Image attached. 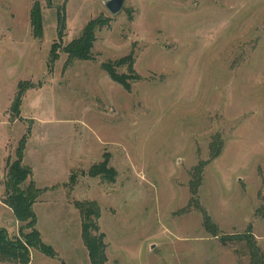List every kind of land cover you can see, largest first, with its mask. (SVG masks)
Masks as SVG:
<instances>
[{
    "label": "rangeland",
    "instance_id": "374dc122",
    "mask_svg": "<svg viewBox=\"0 0 264 264\" xmlns=\"http://www.w3.org/2000/svg\"><path fill=\"white\" fill-rule=\"evenodd\" d=\"M37 2L34 37L33 0H0V199L25 137L36 228L55 252L30 248L32 264H90L75 207L86 200L99 205L107 264H248L244 241L219 240L247 229L264 252V0H124L116 14L104 0ZM99 15L110 20L92 58L68 59ZM130 50L140 78L126 90L100 63ZM104 157L110 181L88 174ZM1 200L0 228L13 219ZM22 223L5 227L11 242L25 240Z\"/></svg>",
    "mask_w": 264,
    "mask_h": 264
},
{
    "label": "trees",
    "instance_id": "16d2710c",
    "mask_svg": "<svg viewBox=\"0 0 264 264\" xmlns=\"http://www.w3.org/2000/svg\"><path fill=\"white\" fill-rule=\"evenodd\" d=\"M29 24H31L32 35L38 37L42 32V17L41 8L37 0H33L30 7ZM63 18V17H62ZM61 18V19H62ZM64 20V19H63ZM110 17L99 15L95 18H90L86 22L79 35L75 36L64 46V52L68 55V59H91L90 49L95 40L94 30L96 28H102L109 24ZM62 23V22H61ZM134 53L130 50L127 54L116 59H107L100 63V67L104 70L109 77L124 89H131V82L139 80L140 75L133 69ZM120 68L126 70L119 71ZM22 82H18L17 91L11 102V107L18 108L19 102L23 95V89L21 88ZM25 137H23L16 147L15 159L8 163L6 178L4 183V196L3 202L11 209L13 215L19 222H23L20 225V230L26 228L29 232L23 233V242H11L8 238L5 227L0 228V258L12 259L21 264H30V248H39L43 253L48 256H54L55 252L51 245L44 244L41 241L40 232L36 228L37 217L33 211V203L36 201L37 195L40 193V189L36 186L31 176V167L22 163ZM217 152L210 155V158L216 156ZM203 168V162L198 164L195 169L197 170L195 176L190 179L189 191L193 196H196L197 188L201 184V172ZM88 174L90 176L101 175L106 180L110 181L114 178L116 170L114 167L109 166L108 159L103 158L101 161L94 163L89 169ZM28 179L27 185L21 187V184ZM75 207L80 213V228L83 244H85L90 264H107L105 257V251L107 243H105V233L99 228L98 218L100 217L99 205L96 201H79L75 203ZM203 225L209 230V232L216 236L217 227L208 215L204 216ZM219 240L222 243H227L228 240L244 241L246 246V252L249 258L248 264H264V252L259 247L256 239L253 237L250 229L244 232L236 234H225L219 236Z\"/></svg>",
    "mask_w": 264,
    "mask_h": 264
},
{
    "label": "water",
    "instance_id": "95a60500",
    "mask_svg": "<svg viewBox=\"0 0 264 264\" xmlns=\"http://www.w3.org/2000/svg\"><path fill=\"white\" fill-rule=\"evenodd\" d=\"M124 0H104V6L112 13L116 14L121 11Z\"/></svg>",
    "mask_w": 264,
    "mask_h": 264
},
{
    "label": "crops",
    "instance_id": "0c3cea01",
    "mask_svg": "<svg viewBox=\"0 0 264 264\" xmlns=\"http://www.w3.org/2000/svg\"><path fill=\"white\" fill-rule=\"evenodd\" d=\"M1 204L4 205L8 209L9 213L13 216V219H9V221H7L8 222V225L7 226L4 225V227H8V228H11L12 229V228H14L16 226L17 219L13 215L11 209L2 200H1ZM40 237H41V240H42L41 233H40ZM30 251H32V250H30ZM5 263L6 262H2L1 264H5ZM30 264H32V261H31V252H30Z\"/></svg>",
    "mask_w": 264,
    "mask_h": 264
}]
</instances>
